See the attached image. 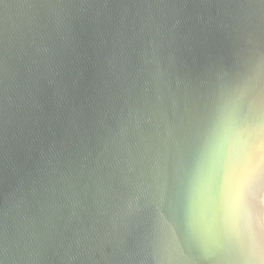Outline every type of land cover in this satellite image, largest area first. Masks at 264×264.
<instances>
[{
	"label": "water",
	"instance_id": "water-1",
	"mask_svg": "<svg viewBox=\"0 0 264 264\" xmlns=\"http://www.w3.org/2000/svg\"><path fill=\"white\" fill-rule=\"evenodd\" d=\"M0 264H264V0H0Z\"/></svg>",
	"mask_w": 264,
	"mask_h": 264
}]
</instances>
